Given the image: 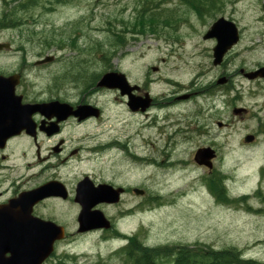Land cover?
<instances>
[{"label":"rangeland","instance_id":"rangeland-1","mask_svg":"<svg viewBox=\"0 0 264 264\" xmlns=\"http://www.w3.org/2000/svg\"><path fill=\"white\" fill-rule=\"evenodd\" d=\"M37 1L39 5L15 12L12 4L0 0V16L13 12L27 22L0 32L1 40L12 46L0 51V72L13 73L20 60L29 65L36 56L55 54L59 59L53 65L30 67L25 86L39 96L74 99L81 86L65 78L80 71L73 64L87 59L86 67L94 74H103L112 66L132 83L145 84L150 79L148 88L158 98L159 104L150 110L132 113L113 92L96 94L93 99L102 106L104 115L85 125L83 134L87 141L117 140L119 144L101 161L84 154L71 164L80 174L95 172L107 178L115 162L119 181L148 189V200L140 203L138 197L126 196L117 207L119 212L133 208L119 222L120 229L153 248L198 242L215 249L234 248L243 258L264 264V173L258 170L264 167V135L254 144L245 143V136L258 127L241 120L232 107L223 104V85L217 84L222 68L213 64L216 43L204 38L213 19L235 9L239 19L254 0H243L236 7L231 0H220L216 9H203L199 16L186 0ZM23 2L28 0H17L13 8H22ZM148 14L158 19L157 31L131 33L137 19L144 21ZM252 22L253 14L247 13L242 23ZM112 31H121L126 43L111 45ZM212 84L214 94L205 95L204 90ZM175 91L181 95L201 93L168 101ZM217 121L227 125L221 129ZM207 145L219 152L213 170L231 179L227 181L228 195L245 199L226 203L211 192L205 177L212 172L194 160L197 149ZM23 173L22 168L19 176ZM105 210L116 213L114 208ZM67 225L71 232L73 221ZM129 237H70L54 264H125L123 248ZM63 254L64 258L60 257Z\"/></svg>","mask_w":264,"mask_h":264},{"label":"flooded vegetation","instance_id":"flooded-vegetation-1","mask_svg":"<svg viewBox=\"0 0 264 264\" xmlns=\"http://www.w3.org/2000/svg\"><path fill=\"white\" fill-rule=\"evenodd\" d=\"M231 1L236 7L243 0ZM5 2L9 5L12 4L11 8L15 12H20L25 9L19 7L13 8L17 0H5ZM52 2L58 3L59 1L52 0ZM212 8L216 9V6L202 7L199 11L197 8L193 9L199 16L202 14L201 11L203 9L210 11ZM236 12L235 9L233 12L213 19L211 22L212 26L218 19L225 18L236 24L239 33L238 42L225 53L219 65L214 64L213 50V64L218 66V68H222L221 77L218 79L217 84L223 85V93L226 96L223 104L227 108L232 107L234 114L238 115L241 120L254 122L255 126L258 127L253 134H248L253 136V140L251 142H245L254 144L259 140L261 135H264V0H254V2L248 4V9L242 10L239 19L235 16ZM247 13L253 14V24L242 23L246 19ZM6 15L4 13L0 16V21H2L0 22V32L16 28L11 26V19H7ZM9 22L10 25H8ZM209 39L217 44L216 38ZM0 42L9 43L11 46L10 42L2 41L1 38ZM58 59L59 57L55 54H41L30 61L29 65L24 64L27 61L20 60V63L16 66L13 73L0 72V75H20V83L17 85L15 93L17 96H21L22 104H47L59 101L62 104L71 106L68 109L60 106H50L49 109L37 110L31 115L27 128L10 135L3 144H0V234L7 231V226L2 221L13 218L18 221L24 219L30 220L32 225L21 223L20 228L28 229L31 227L35 231V234L43 239L59 236L54 231L49 232L48 228L46 229V222H53L63 229L64 238L54 242V249L51 252L48 253L42 250L41 252L38 251L35 253V264H54L56 261L55 258L59 257L60 253L64 251L63 244L70 237L77 239L93 234L103 238L132 236L129 232L120 229L119 222L129 216L133 212V208H127L120 212L119 210L116 211V209L124 201L126 196L138 197L140 203L149 198L147 188L135 185L128 180H118L115 162L111 167V172H109L110 177L107 178L101 177L99 175L100 173L95 172L89 173L84 171L80 174V172L74 170L75 168L71 164L77 156H83L84 154L88 158L100 157L101 161L103 159L102 156L106 155L111 148L119 144L117 140L111 143H104L102 140L87 141V136L83 134L82 128L85 125L104 115L102 106L98 101L93 99L95 95L100 92L106 93L110 91L114 93V97L118 102L126 105L130 112H146L159 104L157 101L158 98L148 88L150 79H147L145 84H138L132 83L128 78L132 86L138 85L130 94H122L118 88L109 89L106 87H98L97 85L89 88L81 87L78 97L74 99L68 98L66 95L39 96L30 93L28 87L25 86L30 67L43 69L56 63ZM111 70L120 71L118 68L112 66L108 67L106 71ZM221 78L225 80L223 84L219 83ZM213 85L209 86V89L204 90L205 95L214 94L210 90L214 87ZM200 93V91H197L195 93L181 95L180 91H175L168 97V101L174 102L188 99L193 94L198 95ZM131 97L149 98V105L144 110L141 108L134 110L129 105ZM217 100L218 98L213 99L214 104H216ZM81 105H92L98 108L97 113L99 116L92 115L87 118H79L74 113H71L76 111ZM217 125L222 129L227 124L217 121ZM0 132H5V130L1 129ZM202 147L214 148L212 145H207L201 146L198 149ZM215 151L217 155L214 162L217 161L219 156L218 150L215 149ZM137 154L140 155V153ZM22 168L24 169V173L22 176H19ZM258 170L264 173V167H259ZM210 172H213V170ZM29 175L30 177L27 178ZM87 178L95 187L105 184L112 186L115 190L120 189V200L117 203L99 202L93 208V210L98 209L105 213L111 222L109 228H100L85 232L80 231L79 217L82 206L77 199V188L79 183ZM47 184L52 186L49 195L42 198L37 197L32 204L26 206L17 205L18 203L14 200L23 192L37 190ZM233 198L243 200L246 196ZM14 201L15 204H13ZM229 202L231 200L226 203ZM107 208H114V212L116 211V213L111 214L109 212V214L108 210H105ZM71 220L73 221L74 228L70 232L67 224ZM60 244H62L61 247ZM124 248L123 254L126 255ZM64 254L60 257L64 258ZM8 256H10V253H5V260ZM1 259L2 256H0V264ZM59 264L62 263L59 262ZM125 264H128L127 255Z\"/></svg>","mask_w":264,"mask_h":264},{"label":"water","instance_id":"water-1","mask_svg":"<svg viewBox=\"0 0 264 264\" xmlns=\"http://www.w3.org/2000/svg\"><path fill=\"white\" fill-rule=\"evenodd\" d=\"M204 38H216L217 44L213 49L214 64L219 65L225 53L238 42L239 33L234 22L225 18H220L213 23ZM9 47L10 45L8 43L0 42V50ZM153 70L157 71L158 67H153ZM224 81V78H221L219 83L223 84ZM19 83V74H12L9 76L0 75V130H5V132H0V137H2L0 138V144H3L10 135L27 128L31 115L37 110H43L44 108L49 109L50 106H60L64 109L71 108L70 105L62 104L59 101L47 104H22L21 96H17L15 93L16 86ZM97 86L110 89L118 88L121 90L122 94H130L132 90L138 87V85L132 86L130 84L124 72L115 70L104 73L97 82ZM149 100V98L142 99L131 97L129 105L134 110L139 108L144 110L149 105ZM98 110V108L92 105H81L76 111L71 113H74L79 118H87L92 115L99 116L97 113ZM252 140V135H247L245 137L246 142H251ZM215 157L216 151L212 147H202L196 151L194 160L197 164L212 169L213 159ZM51 189L52 186L47 184L37 190L23 192L14 200L18 203L17 205L26 206L32 204L37 197L42 198L49 195ZM77 199L82 206L79 217L81 232L109 228L111 223L104 212L98 209L93 210V208L99 202L117 203L120 200V189L115 190L112 186L105 184L95 187L87 178L78 185ZM13 204H15V201ZM2 223L7 226V231L0 234L1 264H35V253L38 251L41 252L42 250L48 253L51 252L54 249V242L64 238L62 227H59L53 222H46V229L48 228L49 232L54 231V233L59 234V236H55L54 238L48 237L46 239L37 236L31 227L28 229L20 228L21 223L32 225L30 220L24 219L18 221L13 218L2 221ZM5 253H10V256H8L6 260L4 258Z\"/></svg>","mask_w":264,"mask_h":264},{"label":"trees","instance_id":"trees-1","mask_svg":"<svg viewBox=\"0 0 264 264\" xmlns=\"http://www.w3.org/2000/svg\"><path fill=\"white\" fill-rule=\"evenodd\" d=\"M219 1L220 0H186L188 4L193 8H197L198 11L199 9H202V7H215ZM36 2V0H28L26 3L23 2V4H25L22 5V7L25 9L30 8L32 5H36ZM8 15V17H6L11 19V26L13 27L16 26L17 28L20 25L27 23L23 17L22 19H19L17 15L15 16L13 13H9ZM146 18L147 19L144 21H142V18L139 20L137 19V22L133 25L134 31L131 32L129 30V32L135 33V35L156 32L157 27L159 26L158 19L154 18V14H148ZM112 33L114 40L111 42V45L120 47L126 43V38L121 31H112ZM81 63L83 68L79 65ZM88 63L89 60L86 59V61L83 60L78 65L73 64L76 66L75 68H80V71L70 72V76L67 74L65 80L69 78L71 82H75L81 87L89 88L95 86L102 73L94 74L93 72H89L86 67L89 66ZM225 177L226 176L218 170H213L210 175L205 177L211 192L216 196L218 201L222 202L230 201L227 197L226 188L224 186ZM153 200H156V198H153ZM124 250L127 255L128 264H259L257 261L255 262V260L243 258L234 248L217 250L209 245L198 242L192 246H176L174 248L166 246L153 248L145 246L136 236H131L129 237V243Z\"/></svg>","mask_w":264,"mask_h":264},{"label":"bare ground","instance_id":"bare-ground-1","mask_svg":"<svg viewBox=\"0 0 264 264\" xmlns=\"http://www.w3.org/2000/svg\"><path fill=\"white\" fill-rule=\"evenodd\" d=\"M36 1H37V0H36ZM43 1H44V0H43ZM45 1H46V0H45ZM47 1H48V0H47ZM59 1H60V0H59ZM36 3L39 5L38 1H37ZM57 4H58V3H57ZM40 5H41V4H40ZM45 5H46V4H45ZM32 6H33V5H32ZM43 7H45V6L43 5ZM22 8H24V7H22ZM7 15H8V14H7ZM7 15H6V16H7ZM8 16H9V15H8ZM8 16H7V17H8ZM35 18H36V17H35ZM35 18H34V19H35ZM1 19H2V18H1ZM7 19H8V18H7ZM34 19H33V20H34ZM37 20H38V19H37ZM6 21H7V20H6ZM0 22H2V21H0ZM7 22H8V21H7ZM35 22H37V21L35 20ZM8 25H10V22H9ZM9 27H10V26H9ZM15 27H16V26H15ZM196 63H197V62H196ZM140 114H142V113H140ZM208 131H209V129H208ZM136 155H138V154H136ZM140 155H141V153H140ZM141 158L143 159V163L146 162V158H143V157H141ZM146 164H147V163H146ZM152 164H153V163H152ZM138 165H139V164H138ZM173 165L175 166L176 164H173ZM139 166H140V165H139ZM141 166H142V165H141ZM141 166H140V169L144 168V167H141ZM219 181H220V180H219ZM217 250H218V249H217ZM220 250H221V249H220ZM224 250H226V249H224ZM176 257H177V256H176ZM244 260H245V259H244ZM249 260H250V259H249ZM255 262H256V261H255ZM257 263H258V262H257Z\"/></svg>","mask_w":264,"mask_h":264}]
</instances>
